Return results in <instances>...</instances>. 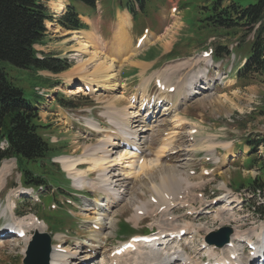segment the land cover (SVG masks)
Returning <instances> with one entry per match:
<instances>
[{"label":"rangeland","instance_id":"1","mask_svg":"<svg viewBox=\"0 0 264 264\" xmlns=\"http://www.w3.org/2000/svg\"><path fill=\"white\" fill-rule=\"evenodd\" d=\"M53 1L58 0H49L46 3L50 12L54 16L61 14L64 6L61 13H58ZM208 1L154 0L148 5L147 14L134 18L130 27H127L124 40L119 46L114 43L118 41L115 30L120 16V12L116 11V1L111 6L112 0H98L96 8L92 10L82 7L80 20L87 25L88 34L94 37L96 49L116 61L118 86L114 87L115 90L105 91L112 80L101 79V87L93 94L69 92L82 84L77 80L75 86L68 88L65 74L77 65L80 58L85 60L88 55L78 56L79 53L75 50L77 42L74 34L77 31L64 29L55 19L50 22V26L46 25L47 36L40 44L35 45V48L39 56L52 54L59 58H68L73 65L67 71L56 74L45 70L34 72L3 62L11 80L21 87L27 96L32 97L36 94L34 86H43V89H47L48 84L57 82L53 84L56 86L51 89V95L42 97L44 103L39 106L38 116L39 123L44 127L39 131L43 138L55 147L52 155H69L70 158H78L86 151H95L94 147L107 138L109 130L115 128L105 114L112 112L107 109L109 102L115 100L118 107H129L132 102L136 104L142 92L141 83L144 81H149L148 94H156L154 74L164 72V75L165 72L173 70L170 82L174 85L178 82L176 87L180 88L182 93L184 89L182 85L187 76L197 74L207 67L208 73L207 77L202 78L197 84V92L186 99L182 98L183 94L179 95L176 91L171 93L169 101H173L161 102L152 113L154 119L148 121L147 125L139 112L131 118L136 129L143 134L139 143L145 149L141 158L145 159L147 167L143 168V171L145 170L143 173L135 172L139 170L141 164L138 163L139 159H133L137 164L135 169L129 171L131 174L127 171L130 166L126 164V160L114 167L108 162L104 169L105 178L112 181L118 192L114 200L107 198L106 192L102 189L98 190L91 185L94 182L102 183L99 169L83 173L82 178L86 183L78 187L70 179L71 176L65 174L55 158L53 160L57 166L51 165L48 160L43 163V171L48 178L47 187L29 195L22 187L21 174L16 168L15 160H4L2 165L6 167V174L0 181V229L4 224L22 217L37 216L39 220L49 222L48 228L45 224V228L40 232L50 234L51 224L62 219L61 221L65 223L61 226L67 229L61 231L55 226L52 227L51 231L54 232L51 235L52 245L59 244L67 249L73 248L76 244L84 246L83 259L72 260V264H100L115 245L130 235L146 234L156 229H160L159 233L166 231L170 233L184 224L194 225L199 227L194 234L191 232L193 235L189 234L164 249L141 248L142 255H137V260L140 264H159L160 261L168 262L172 256L179 254L176 256L179 259L184 255L189 256L192 264H206L209 257L202 244L205 243L204 238L210 231H216L223 226L232 229L238 226L248 232L250 228L264 222L249 208L253 202L260 201L261 197L253 194V187L248 183L259 176L256 162L264 159V145L261 143L255 152L249 154L246 143L248 138L264 137V76L252 73L245 78H239L236 73L247 53L253 32H245L246 29H234L229 32L218 29L210 32L208 28H201L200 12L203 5H208ZM236 1L243 5L253 2ZM174 5L177 10L171 12L170 8ZM143 27H150L149 39L151 43L154 41L155 43L139 58L144 60L158 58L160 64L136 77L130 75L124 79V69L128 71L131 66V62L127 61L136 58L138 54L139 49H134V43ZM147 46L143 47V50ZM219 46H223L224 49L217 55H212V62L208 63L206 58H202L203 50L209 47L215 50ZM168 48H172L173 53L162 56L160 51L169 50ZM170 56L176 58L171 59ZM210 64L211 66H207ZM220 76L223 78L222 82H218ZM96 82L91 80L89 87L93 85L96 87ZM115 95H121L119 101ZM159 98L160 91L157 99ZM173 102V108L163 112L164 105L170 107ZM89 118L101 125L100 133L88 126L86 120ZM194 126L197 127V132L193 133L192 140L187 132L190 133ZM170 134L174 135L173 142L165 156L160 157L159 166L154 170L148 161L157 159L158 147ZM119 149L115 148L112 151L120 153ZM88 166L89 164L83 163L79 167ZM34 170L40 172L39 168ZM161 174L170 175L172 180L170 186L157 185L161 184ZM223 183L226 187L222 186ZM154 185L157 186L156 189ZM150 195L155 197L154 203L148 200ZM178 195L183 196V199L178 198ZM224 195L230 196L234 201L227 202L226 198H221L217 203L211 204L212 200H218V197ZM173 199L177 203L180 201L181 204L173 202L174 206L177 205L171 210L168 206ZM186 202L190 204H184ZM164 205L165 209L158 210ZM6 207L8 209L4 214L2 212ZM98 207L101 211H96ZM229 208L232 209L231 212L225 210ZM190 210L193 212L189 213ZM216 212L220 213L218 218L215 217ZM66 213L70 216L66 217ZM135 215H138L137 219ZM70 222H73L71 228L67 224ZM124 222L133 226L135 230L129 231ZM117 229H120L121 233L126 234L129 231L131 234L118 236ZM25 230L27 240L25 237L17 238L13 235L0 236V264H22L35 229L28 226ZM252 239L256 241L255 236H252ZM90 244L97 246L93 253L88 248ZM236 246L240 260L248 261L249 256L244 245L237 243ZM217 249L223 254L219 247ZM133 254L120 256L122 258L118 264L132 262L133 257H136Z\"/></svg>","mask_w":264,"mask_h":264},{"label":"trees","instance_id":"2","mask_svg":"<svg viewBox=\"0 0 264 264\" xmlns=\"http://www.w3.org/2000/svg\"><path fill=\"white\" fill-rule=\"evenodd\" d=\"M48 0H0V164L3 159L15 158L16 167L21 174V184L25 187L37 188L47 184V177L41 162L48 160L55 147L40 133L44 126L39 123V96L25 95L9 76L3 62L24 70H47L59 73L67 70L71 62L66 58L52 55L37 56L36 44H40L47 36L45 23L53 21L66 30L86 29L80 20L81 8H96L97 0H68L65 11L55 18L47 7ZM154 0H118L122 8L127 9L132 18L145 16L148 5ZM201 28L210 32L216 30L232 31L246 29L253 32V38L244 56L245 63L238 69L239 78L250 74L264 76V0H253L246 5L236 0H209L200 12ZM224 49L216 48V53ZM56 81L48 84L53 87ZM5 145L2 146L1 143ZM246 143L249 154L256 151L264 137L248 138ZM252 161V160H251ZM259 176L249 181L255 188H264V159L256 162ZM34 168H39L37 173ZM250 208L264 218V203L253 204ZM65 222L57 221L54 225ZM70 225L69 223H67ZM130 229V228H129ZM131 230V229H130Z\"/></svg>","mask_w":264,"mask_h":264},{"label":"bare ground","instance_id":"3","mask_svg":"<svg viewBox=\"0 0 264 264\" xmlns=\"http://www.w3.org/2000/svg\"><path fill=\"white\" fill-rule=\"evenodd\" d=\"M63 2H65V0L64 1L58 0V1L53 3L55 8L57 9L58 13H61V10L64 6ZM54 6H53V8H54ZM128 24H129V16L124 13L120 16L118 23H117L115 33L117 35L118 41L117 42L114 41V43L116 45H118V46L121 45L122 40H124V33H125L124 29H125V26H127ZM46 25L50 26L51 23L46 22ZM74 36L76 37L75 40L77 42V46L75 47V50L78 51V53H79L78 56L85 54L86 56L88 55V58L85 60L80 58L77 65L65 74V76L67 78L66 79L67 84H68L67 87L68 86H75L77 80H80V84H82L81 86L77 87L76 90L71 89L69 92L70 93H77V92L94 93V92L98 91L99 88L101 87V82H100L101 79H103V80L107 79L108 81L110 79L112 80V81H109L110 83L108 86H106L107 89H105V91L115 90V88L118 86V78H117L118 70H117V68H115V67H117V65L115 66V62H116L115 59L109 58L103 52L98 51L96 49L94 37H91L87 31H83V30L77 31V32H75ZM149 41H150L149 35H148V37L145 36V38L141 41L140 46L145 45V43H148ZM125 42H126V40H125ZM131 61H132V58H130L127 62L129 63ZM206 62L210 63L211 58L209 57L208 59H206ZM206 73H207V68H204L203 71H199L197 74H192V75L187 76V79L185 80L184 84L182 85L184 87L182 93H181V89L176 87V85L178 83V82H176L174 87H173L174 88L173 92L176 91L179 93V95L183 94L182 98L186 99L187 97H189L192 94L197 92L196 88H197V83L199 82V78L205 77ZM107 75H109V78H107ZM170 77H171L170 75H165L164 81H167L168 83H165L163 89L160 90V99L168 101L169 103H171L173 101V100L169 101V97L172 96L171 93H173V92L169 91V88L171 86H173L172 84L169 83ZM91 80L97 81L96 87H94V85L89 87ZM144 88H145V86H144ZM116 98H117V101H119L121 98V95L116 96ZM146 101H149V99H148L147 95L143 94L142 97L140 98V100H138V105H137V103L135 104L132 102L129 107L128 106L118 107L117 102H115V100L109 102L107 109H110V111H112V112H109V113L105 112V114H107V116L109 117V120L114 124L115 128L111 129V131L107 135L106 139L102 140L98 144L97 147H94L95 151H86L84 155L79 156L78 158H70L69 155L68 156H59L56 158V160L61 164L63 171L65 170L68 173V175L71 176V179L73 180L74 184H76V186L82 187L83 184L86 183V182H84V180L82 178L84 176L83 173H85L86 171L99 169L101 171V173L99 175L101 177L102 183L96 184L97 182L96 183L94 182V183H91V185L94 186L95 188H98V190L102 189L103 191H105L107 194V198L114 200L118 196V192L114 188L115 186L112 184V181L109 178H105V170H104L105 165L108 162H111L110 166L114 167V166H118L119 164H123L124 160H126V164L128 166H130L127 171L129 172V171L135 169L137 161H134L133 159H141V154H143L145 149L143 147H141V145H140L141 143H139L140 138L143 137L142 131H139L136 129V126L134 125L133 121H131V118L136 116L135 114L138 113V111L142 108L143 104L146 103ZM136 105H137V107L135 108ZM173 106H174V102H173L172 106L170 105V107H167L166 105H164L163 110L173 108ZM130 109H133V111H131ZM148 118L149 117L144 116V121L147 122L146 119H148ZM86 123L88 124V126L95 129L98 133H100L102 131L101 125L97 121H95L94 119L89 118L86 120ZM178 125H180V123H178ZM173 137H174V135L170 134V136L167 139H165V141H163L161 143V145L158 147V150L156 152L157 159H153V160L148 161L149 166L151 165L153 169L158 168L159 159H160V157L165 156V152L168 151L169 146L173 142ZM123 142H126L125 144L129 145L130 149L129 150L122 149L120 153L119 152L116 153V151H114V153H113L112 150H114L115 148L116 149L119 147L124 148L125 144ZM121 143H123V144H121ZM83 163H87V164H89V166L87 168L79 167ZM140 164L141 165H140L139 170H137L135 172L140 171V173H143L145 171V170L143 171V168L145 166L147 167V162H145V159L142 158V161L140 162ZM149 166H148V168H149ZM121 167L125 168V166H123V165H121ZM148 170H150V169H148ZM129 173L132 174V172H129ZM5 174H6V167L3 164L0 167V181L5 176ZM179 177L181 178V176H179ZM160 181H161V184H157V185H159V186L163 185L162 187H166L167 185L170 186L172 183V180H171L169 174H161L160 175ZM175 181H177V180H175ZM180 181H181V179H180ZM173 183H174V178H173ZM222 186L226 187V184L223 183ZM156 187L157 186L154 185V189H156ZM178 198H180L179 195H178ZM221 198H226L227 202L233 201L231 199V197L227 196V195L218 197L217 198L218 201ZM168 204H169V202H168ZM7 209H8L7 207L4 208L2 213L5 214ZM225 210L231 212L232 209L229 208V209H225ZM96 211H101V209L98 207V208H96ZM11 212H12V214H14L13 211H11ZM219 215H220V213L216 212L215 217L218 218ZM135 217L137 219L138 215H135ZM34 221H36V220H34L32 217H30V218L22 217L21 219H18L17 221H15L14 225L16 227H20V228H22L23 226H32L35 230H37L39 232L43 231V229L45 228V224L42 221L41 222L38 221V224L36 223V225H35ZM192 227H194V228H192ZM197 227H199V226H194V225L190 226L188 224H184L181 227H177L174 231H172L170 229L172 232H170L168 234H171V233L177 234L181 229H185V231H187V233H191V232H195L197 230ZM8 228H11V225H9ZM6 229H7V226H6ZM232 230H233V232L231 234L229 244L224 245L222 247H219L220 250L223 251L222 255H220L218 253L217 247H215L213 245L210 246V245L205 244L204 248L206 249L208 257H211V258L215 257V259L213 261L215 264H222V263H224V261L226 259L229 258L230 255L236 254V251H237L236 244L241 243L240 241H242L243 239H247L248 241H251V239H252L251 237L255 236L256 241L253 243H255L259 246L258 249L260 247H263L261 241H263V239H264V222L260 223V225L257 227L250 228L248 232L240 229V227H238V226L233 227ZM160 234H162V233H160ZM26 237L27 236H25V238ZM261 237H263V238H261ZM27 239L28 238H26L25 240H27ZM96 247L92 246L91 244L88 245V248L92 253L96 251ZM83 248H84V246H77V244H76L73 248L67 249L66 247L60 246V249H58L55 247V245H53L49 251V254H48L47 264H72V262H73L72 260L79 261V260L83 259V257H84V256H82V249ZM27 252H28V250H27ZM224 253H226V255ZM134 254L136 255V257L135 256L133 257V261L131 264H140V263H138V260H137V255L141 254V246L139 244H138V248L135 250ZM178 256L179 255H177V257ZM177 257H176V255H174V256H172V258H170V260L168 262L162 263L160 261L161 263L159 262V264H172V263H175V264H192V260L189 258V256H183L182 260H178L179 258H177ZM119 259H120V256H116V255L111 256L109 258V263L108 262L107 263L108 264H117ZM35 260H36V258L33 259V262ZM35 262L37 263L38 261H35ZM104 262H105V259H102L101 263H104ZM231 262H232V264H236V263L237 264H243L242 262H240L237 254H236L235 259Z\"/></svg>","mask_w":264,"mask_h":264},{"label":"water","instance_id":"4","mask_svg":"<svg viewBox=\"0 0 264 264\" xmlns=\"http://www.w3.org/2000/svg\"><path fill=\"white\" fill-rule=\"evenodd\" d=\"M231 229L223 227L216 232H211L206 236V241L210 244L222 246L229 240ZM50 250V237L47 233L36 232L29 245L27 256L24 259L25 264H47L48 253ZM36 258L35 261L33 259ZM38 259V260H37Z\"/></svg>","mask_w":264,"mask_h":264},{"label":"crops","instance_id":"5","mask_svg":"<svg viewBox=\"0 0 264 264\" xmlns=\"http://www.w3.org/2000/svg\"><path fill=\"white\" fill-rule=\"evenodd\" d=\"M128 25H131V21L129 20V24ZM127 25V26H128ZM124 31L126 32V26H125V29H124ZM115 32H116V30H115ZM114 36V35H113ZM152 41H150V42H148V43H146L145 45H144V47L145 46H147V45H149V46H147L146 47V49L144 48V50H143V48L138 52V55L140 56V55H144L145 54V52L149 49V47L150 46H154V45H152V44H154L155 43V41L153 42V43H151ZM156 46V45H155ZM169 49V48H168ZM167 51V50H166ZM161 52V54H163L165 51L164 50H162V51H160ZM157 62H158V58H154V59H146V60H144V59H139V58H134V59H132V61H131V63H130V65L131 66H129V70L127 71L126 69H124V76H130V75H133V76H135V75H139L140 73H144V72H146L147 70H149V69H151V68H153L156 64H157ZM148 67V68H147ZM125 72H129V73H125Z\"/></svg>","mask_w":264,"mask_h":264}]
</instances>
